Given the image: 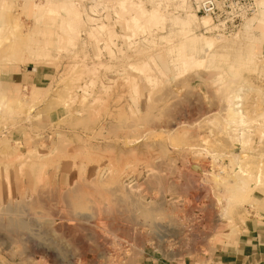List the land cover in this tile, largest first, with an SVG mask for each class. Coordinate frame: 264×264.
I'll list each match as a JSON object with an SVG mask.
<instances>
[{
	"label": "rangeland",
	"instance_id": "374dc122",
	"mask_svg": "<svg viewBox=\"0 0 264 264\" xmlns=\"http://www.w3.org/2000/svg\"><path fill=\"white\" fill-rule=\"evenodd\" d=\"M196 1L5 6L1 44L33 48L36 61L0 66L49 75L34 99L0 95V264H139L147 253L184 264L210 255L256 207L264 186L234 197L243 174L233 167L241 153L243 171L264 163V59L253 36L264 0L229 29ZM143 10L161 21L148 24ZM187 11L210 18V29H194L216 40L206 52L175 24ZM234 102L243 123L230 117Z\"/></svg>",
	"mask_w": 264,
	"mask_h": 264
},
{
	"label": "crops",
	"instance_id": "0c3cea01",
	"mask_svg": "<svg viewBox=\"0 0 264 264\" xmlns=\"http://www.w3.org/2000/svg\"><path fill=\"white\" fill-rule=\"evenodd\" d=\"M13 0H0V15L12 4ZM22 6L33 5V0H22ZM56 4V3H55ZM54 3L49 2L46 10L54 9ZM35 6V4H34ZM38 10L41 6L37 7ZM264 9V3L262 5ZM264 17V15H263ZM259 30L253 31V36L258 39L255 44L257 53L264 59V19L257 24ZM0 26V36L4 37ZM2 32V33H1ZM29 64L18 60H0V63ZM35 62V61H34ZM49 72L34 65H4L0 66V95L5 94L9 99L15 100L19 91H29V98L34 99L37 93L46 85ZM46 89V88H45ZM256 207L249 209V215L242 225L235 231L215 237L211 245L213 250L210 255L198 253L196 257L185 260L184 264H264V193H259L255 201ZM139 264H172L168 260H162L153 253H147L138 257Z\"/></svg>",
	"mask_w": 264,
	"mask_h": 264
},
{
	"label": "bare ground",
	"instance_id": "6f19581e",
	"mask_svg": "<svg viewBox=\"0 0 264 264\" xmlns=\"http://www.w3.org/2000/svg\"><path fill=\"white\" fill-rule=\"evenodd\" d=\"M124 6L126 7V5H124ZM123 11H124V8H123ZM261 11L263 12V15H264V9H261ZM140 16L142 18L146 19V21H148L147 22L148 24L159 22L162 19L161 15L156 10H152L151 12H147L146 10H143V11L140 12ZM138 18H139L138 16L131 17L130 23H128V27H130L131 29H133L135 27V25L138 23V20H139ZM174 21H175V24H177L179 26V29H180V31L182 33L188 34V37L190 39L189 38H187V39L189 40L188 42H190V46H191V49L192 50L195 49L196 46H197L198 49H201L200 46H202V50L206 52L207 50H209L211 48V46L213 45V42L216 41V40L212 39L213 37H211V38L209 37L208 38L207 36H203V35H202L203 39L202 40H199L197 38L196 34L194 33V29H196L198 26H202L203 28H207V29L209 27L211 28L210 18L209 17H206V16H200V17L198 16L197 17L194 12L187 11L186 14L183 17H174ZM14 26H15V24H14ZM247 26L248 25L246 24L245 25V28H247ZM147 29H149V28H147ZM20 39H21V37H20ZM2 40L0 38V60L9 59V60H18V61H22V62H33L35 60V57L32 54H35L36 51L32 50L33 48H28L26 50H20V49H15L13 46H10V45H7L6 46V44H4L5 46H3V44H1V41ZM9 40L10 39H8V42H9ZM20 42H22V41L20 40ZM179 54L177 55L178 57L180 56ZM195 55H193V54L183 55L182 54V57H179V58H180L181 63H183V64H188V63L189 64H192L193 63V64H197V65L201 64L203 62V58H198ZM144 65H147L149 67L148 64H145L144 63ZM231 68H232V66H231ZM234 101H237V100H235V97H234ZM234 103L235 104L232 105V108H230L231 109V112H232V114L230 115V117H233V119L234 118H237V121L238 122L243 123L244 122L243 121L244 120V115H243L241 109L239 108L240 104L238 102H234ZM17 104H19V103H17ZM248 140H249V138L247 139V143H248ZM249 158H250V155L248 153H241L239 155V158H238L239 159L238 160V163H236L234 165L235 167H233L234 174H236V175H238L240 173L243 174L242 177L240 176L241 178H238V184L235 185V187H233L234 190H235V192H236V196H234V197H236V198L245 197V198H248L249 199L251 197V195L253 194V192L256 191V189L259 186H261V185L264 186V163L259 164L257 166V170H256L255 173L252 172L251 170H244V171L242 170L241 165L243 163H245V162H248ZM239 171H240V173H239ZM228 190H230V186H229ZM14 223H15V221H14Z\"/></svg>",
	"mask_w": 264,
	"mask_h": 264
},
{
	"label": "built area",
	"instance_id": "2783aa9c",
	"mask_svg": "<svg viewBox=\"0 0 264 264\" xmlns=\"http://www.w3.org/2000/svg\"><path fill=\"white\" fill-rule=\"evenodd\" d=\"M198 0L194 3L196 12L208 15L214 19L222 29L227 27H236L243 17L255 11L253 0ZM220 19V20H218Z\"/></svg>",
	"mask_w": 264,
	"mask_h": 264
}]
</instances>
